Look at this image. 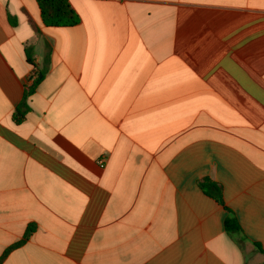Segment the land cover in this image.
Segmentation results:
<instances>
[{
	"label": "crops",
	"instance_id": "crops-1",
	"mask_svg": "<svg viewBox=\"0 0 264 264\" xmlns=\"http://www.w3.org/2000/svg\"><path fill=\"white\" fill-rule=\"evenodd\" d=\"M69 1L0 0V264H264V0Z\"/></svg>",
	"mask_w": 264,
	"mask_h": 264
},
{
	"label": "trees",
	"instance_id": "trees-1",
	"mask_svg": "<svg viewBox=\"0 0 264 264\" xmlns=\"http://www.w3.org/2000/svg\"><path fill=\"white\" fill-rule=\"evenodd\" d=\"M43 23L46 27L58 28V27H74L80 23V17L77 12L72 8L69 0H37ZM40 80L36 79L30 86L26 87L22 102L17 109L16 122L20 123L24 120L27 114L30 112V106L28 100L30 96L35 92ZM201 187L208 193L216 195L217 199L221 201V189L210 181H204L201 183ZM225 228L228 233H239L241 228L233 214L229 213L226 221ZM30 230L24 237L23 241L10 247L3 255V260L11 251L21 246L25 240H27L31 234ZM257 249L264 253L260 245H256Z\"/></svg>",
	"mask_w": 264,
	"mask_h": 264
},
{
	"label": "built area",
	"instance_id": "built-area-1",
	"mask_svg": "<svg viewBox=\"0 0 264 264\" xmlns=\"http://www.w3.org/2000/svg\"><path fill=\"white\" fill-rule=\"evenodd\" d=\"M102 162H103V161H102ZM103 164H104V163H102L101 166H104Z\"/></svg>",
	"mask_w": 264,
	"mask_h": 264
}]
</instances>
